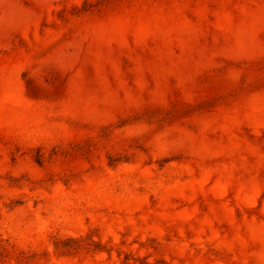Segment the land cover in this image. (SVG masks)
Masks as SVG:
<instances>
[{
  "label": "rangeland",
  "instance_id": "rangeland-1",
  "mask_svg": "<svg viewBox=\"0 0 264 264\" xmlns=\"http://www.w3.org/2000/svg\"><path fill=\"white\" fill-rule=\"evenodd\" d=\"M0 264H264V0H0Z\"/></svg>",
  "mask_w": 264,
  "mask_h": 264
},
{
  "label": "trees",
  "instance_id": "trees-1",
  "mask_svg": "<svg viewBox=\"0 0 264 264\" xmlns=\"http://www.w3.org/2000/svg\"><path fill=\"white\" fill-rule=\"evenodd\" d=\"M99 245H97L96 247H98Z\"/></svg>",
  "mask_w": 264,
  "mask_h": 264
}]
</instances>
